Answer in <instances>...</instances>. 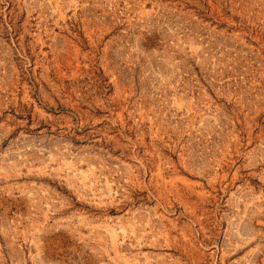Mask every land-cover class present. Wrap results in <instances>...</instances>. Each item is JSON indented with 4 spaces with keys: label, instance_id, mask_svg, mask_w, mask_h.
I'll list each match as a JSON object with an SVG mask.
<instances>
[{
    "label": "rangeland",
    "instance_id": "rangeland-1",
    "mask_svg": "<svg viewBox=\"0 0 264 264\" xmlns=\"http://www.w3.org/2000/svg\"><path fill=\"white\" fill-rule=\"evenodd\" d=\"M0 264H264V0H0Z\"/></svg>",
    "mask_w": 264,
    "mask_h": 264
}]
</instances>
